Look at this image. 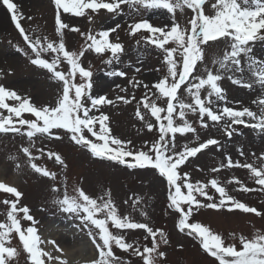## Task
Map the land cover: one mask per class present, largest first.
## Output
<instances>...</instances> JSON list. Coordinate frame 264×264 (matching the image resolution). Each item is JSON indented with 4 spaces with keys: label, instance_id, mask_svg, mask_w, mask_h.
<instances>
[{
    "label": "snow or ice",
    "instance_id": "6c2138e0",
    "mask_svg": "<svg viewBox=\"0 0 264 264\" xmlns=\"http://www.w3.org/2000/svg\"><path fill=\"white\" fill-rule=\"evenodd\" d=\"M55 6V37L29 33L21 24L24 18L14 0H0L10 15L25 47L14 45L29 63L50 74V79L60 86V91L50 104L37 105L30 97L0 83V134H16L26 138L27 146L19 153L26 159L34 173L58 180L57 173L39 165L41 157L54 159L66 167L62 156L43 146H37L40 138L61 140L67 136L71 142L87 151L93 158L107 160L129 169H151L166 184L167 207L176 214V228L180 233L196 240L204 253L214 258L217 264H264V230H256L250 237L235 232L229 233L231 243L210 226L193 219L201 209L239 210L243 213L264 217V211L240 201L230 194L227 185H238V191L264 192V152L246 154L237 148L245 161L233 160L224 151L223 143L209 137L201 139L196 122L202 129H217L229 140L241 135L237 126L252 129L264 135V58L254 55V45L264 43V0H51ZM125 7L132 15L127 25V35L143 41L163 53L165 72L149 84L135 77L128 83L133 89L143 88L144 94L137 100L128 89L117 85L121 93L115 99L107 94L93 95V72L85 67L83 57L88 52L107 56L108 66L118 64L125 52L118 30L114 27L87 32L70 27L62 20V14L87 17L94 23L101 12L120 15ZM165 10L170 23L154 25L144 18L143 11ZM190 10V16L188 15ZM184 18L181 23L178 18ZM28 19H31L29 17ZM65 30L78 32L84 44L70 50L64 39ZM11 43V42H10ZM222 46V47H221ZM210 49H214L209 53ZM136 73L141 69L136 67ZM155 71L160 72L157 68ZM0 70V79L4 75ZM108 76L125 78L128 73L119 69L107 72ZM256 92L250 106H229L222 81ZM130 104L136 101L135 117L149 131L156 130L158 138L145 141L137 148L131 140L113 134L110 117L103 111L105 106L116 102ZM241 104L240 101L232 102ZM5 112L7 114H5ZM29 114L32 118H27ZM193 116L196 121L190 120ZM191 134V135H190ZM178 137L185 143L178 144ZM195 141V146L190 144ZM215 146L223 153L212 173L225 168H244L250 173L256 187H247L238 178L231 177L225 183L213 177L193 181L190 173L182 172L190 158ZM39 153V155L34 154ZM253 158L248 162L247 157ZM17 169L21 167L18 157H10ZM199 171L204 169L199 168ZM65 182L63 191L56 183L50 185L53 207L79 223L76 228L84 233L93 246V257L85 264H131L117 255V250L137 257L141 264H166L167 254L162 245L169 239L164 229L153 228L146 219L148 212L140 197L132 200L131 208L145 218L140 221L132 213H121L108 190L93 197L82 186H73L71 193ZM0 193L10 198L0 200L6 206L5 218L0 220V264H13L20 255L12 240L19 238L23 252L30 264H69L64 250L55 241H45L38 232V224L28 206L21 203L23 193L17 186L0 180ZM129 203L127 200L124 202ZM143 230L144 241L128 242L130 231ZM53 246V252L42 245ZM182 247V246H181Z\"/></svg>",
    "mask_w": 264,
    "mask_h": 264
},
{
    "label": "rangeland",
    "instance_id": "374dc122",
    "mask_svg": "<svg viewBox=\"0 0 264 264\" xmlns=\"http://www.w3.org/2000/svg\"><path fill=\"white\" fill-rule=\"evenodd\" d=\"M14 2L23 14L24 18L21 20V24L27 32L32 33L35 31L36 34L47 35L49 38L55 37V6L51 0H22V4L20 0H14ZM4 10L6 9L0 10V15ZM4 14L5 17L0 27V70L8 74L0 79V83L16 90L22 96L30 97L37 105L52 103L60 91V86L50 79V74L46 70L31 65L27 58L15 50L14 45H19L22 48L25 45L18 30L14 27L9 13L4 11ZM142 15L157 26L171 21V16L165 10L143 11ZM188 15L190 16V10H188ZM29 17L31 19H28ZM121 18L124 20L119 23ZM132 18L127 7L120 15L101 12L95 17L94 23H89L86 16L76 17L67 13L62 14V20L65 23L69 24L70 27L79 28L80 32L84 33H87L90 29L92 31L108 29L114 27L117 23L122 26L118 32L121 41L125 45V52L120 63L108 66L104 63L108 58L107 56H94L92 52L86 53L82 58L84 66H91L94 74L93 95L107 94L109 98L115 99L118 94L125 95L116 88L117 85H120L128 89V95L134 94L138 100L144 94V89H133L128 80L135 77L151 84L164 74L163 53L153 46L146 45L143 41L137 45L136 39L139 37L132 38L127 35V25ZM178 18L181 23H184L183 17L178 15ZM64 39L70 50L78 51L84 44V37L78 32L65 30ZM213 50L210 49L209 53ZM262 53L264 54V43L257 42L254 45V55L260 58ZM136 67L141 69L140 73L134 71ZM157 68L160 69V72L155 71ZM113 69L125 71L128 76L125 78L108 76L107 72ZM224 82L226 84L222 86L226 90L230 102L229 106L239 108L243 105L255 109V105L251 102L255 99L256 92L233 85L227 79L222 81V84ZM234 101H240L241 104L232 103ZM136 106V101L130 104L117 101L115 106H105L103 111L110 117L113 134L131 140L137 148H140L145 141H155L158 138V132L156 130L149 132L135 117ZM5 114L7 113L5 112ZM25 116L32 118L29 114H25ZM189 119L196 121L193 116H190ZM194 126L197 127L201 139L212 137L220 140L224 145V151L229 152L233 160L245 161L244 157L239 156L238 147H242L246 154L264 152V135L252 129L237 126L238 131L242 134L234 135L229 140L217 129H202L198 122ZM177 142L182 145L186 141L184 138L178 137ZM36 143L38 147L43 146L45 151L53 150L59 153L65 161L66 167L56 164L54 159H47L46 156L36 161L39 165L56 172L58 180L53 182L34 173L27 166L26 159L19 153L22 145L27 146V140L12 133L0 134V180L4 179L9 184L17 186L23 193L21 203L28 206L31 214L39 221L38 232L41 237L46 236L45 241L52 238L50 236L61 235L79 238V243H83L84 251L80 257L69 254L68 258L72 260L70 264H78V261L86 262L92 258L93 246L90 244L88 237L77 230L76 225L79 221L57 211L51 203L53 194L49 190L50 185L56 183L63 191L65 177L70 193L73 186H82L93 197L101 196L110 190L112 198L121 213H132L137 220L145 221L143 216L133 212L131 208L132 200L140 197L143 201L142 206L148 212L146 222L153 228L164 229L169 239L167 245H162V250L167 254L166 264H217L214 258L203 252L196 240L177 230V216L167 207L166 184L153 170L129 169L114 162L93 158L87 151L71 142L67 136H64L61 140L40 138ZM190 146H195V141ZM34 154L39 155L35 152ZM10 157H18L21 164L19 169L16 168L15 162ZM222 160L223 153L217 151L215 146H211L208 150L198 154L197 158H190V162L183 166L181 171L190 173L193 181L217 177L222 183H225L231 177H236L247 187L259 188L258 185L254 184L248 170L244 168H225L221 169L219 173H212L210 168L218 166ZM247 160L252 162L253 158L248 156ZM198 167L204 169V171H199ZM227 187L230 194L240 201L264 211V192L245 193L237 190L238 185H227ZM6 198L10 197L7 194H0V200ZM126 200L129 202L127 205L124 203ZM5 213L6 206L0 204V220L5 218ZM193 219L210 226L213 231L224 236L229 243L232 242L229 233L235 232L237 235L243 234L250 237L256 230H264V217L243 213L239 210L229 212L227 210L201 209L198 213H194ZM144 235L143 230L130 231L127 240L128 242L139 241L143 244L145 243ZM11 243L20 252L13 264H30L27 253L22 250L19 238L16 237ZM51 246L47 243L42 245L44 248ZM53 255H59V253L54 252ZM117 255L125 260L130 259L131 264H141L139 258L130 257L127 253L117 252Z\"/></svg>",
    "mask_w": 264,
    "mask_h": 264
},
{
    "label": "bare ground",
    "instance_id": "6f19581e",
    "mask_svg": "<svg viewBox=\"0 0 264 264\" xmlns=\"http://www.w3.org/2000/svg\"><path fill=\"white\" fill-rule=\"evenodd\" d=\"M20 3L22 4V0H20ZM1 6H0V10L4 9V7L2 6L3 7L2 8ZM4 11L7 12V10H4ZM4 11L0 15V27L2 26L3 18L5 17ZM50 237H52V238H49V240L55 241L56 244H58L60 246V248H62L64 250V253H65L66 257L69 260V264L72 263V260H70L68 258L69 254L70 255H76V256L80 257L82 255L83 251H84L83 250L84 248L82 246L83 243L82 244L79 243V238L76 237V236L66 237L64 235H61V236H50ZM41 238L43 240H45L46 236L43 235ZM45 250L46 251H51L53 253L55 252L53 246L48 247ZM78 264H83V262L78 261Z\"/></svg>",
    "mask_w": 264,
    "mask_h": 264
}]
</instances>
